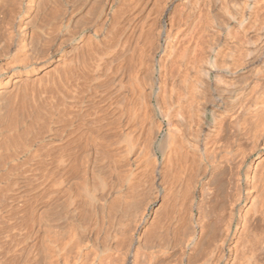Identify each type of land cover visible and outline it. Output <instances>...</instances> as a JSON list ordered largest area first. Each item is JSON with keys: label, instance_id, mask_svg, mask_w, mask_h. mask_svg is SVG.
<instances>
[{"label": "bare ground", "instance_id": "obj_1", "mask_svg": "<svg viewBox=\"0 0 264 264\" xmlns=\"http://www.w3.org/2000/svg\"><path fill=\"white\" fill-rule=\"evenodd\" d=\"M223 4L233 10L228 13L229 22L220 25L229 29L230 23H236L247 44L234 46L235 52L240 53L234 62L221 55V45L214 42L216 26L210 21V14L216 18V11ZM125 7H118V11L114 8L112 14L116 19L110 15L116 25L112 37L107 28L109 0H0V140L12 135L20 118L31 119L30 123L32 118L38 121L43 113L41 104L46 100L44 94L51 98L50 93L58 91L55 88L70 93L72 102L65 101L66 104L60 99V104L54 94L56 100L51 98L48 102L54 100L57 105L54 102V111L50 107L43 117L53 118L54 122L55 118L72 116L79 123L84 122L87 131L83 132L85 136L81 133L80 138L85 140L78 143L83 142L78 148L80 152L70 146L74 152L70 153L72 149L66 148L70 158L66 145H60V155L53 151L58 156L55 161H60L59 167L65 171L68 167L66 172H70L69 178L63 171L65 178L56 176L62 182L55 177L54 182L61 183L59 186L56 182L59 190L53 181L54 185L49 182L54 171L48 172L49 160L43 157L46 155L41 154L44 160L39 158L40 154L35 157L43 172L42 183L48 174L51 177L44 178V185L49 182L63 194L56 196L55 191L54 197L59 199L42 201L41 209L36 206L30 210H39L38 215H33L39 218L36 230L40 235L33 233L41 236L36 244H41L42 255L35 264H58L68 249L75 254L72 264H264V75L256 71L264 46L250 36L261 18L264 0H181L182 11L175 19L177 26L172 22L176 32H169L163 49L158 43L162 33L157 35L156 47L151 52L154 64L144 75L139 67H133L124 74L128 82L118 84V72L121 76L123 71L122 57L134 43L138 46L139 40L134 18V22L122 19ZM120 36L126 40L117 44L119 48L123 44V49L113 47L115 52L111 50L112 42ZM244 69L254 76L252 82H248L251 77L245 73L241 78L243 86L231 94L234 99L225 98L218 105L210 94L212 83L223 82L230 76L236 78ZM101 88L104 105L99 104L97 114L102 117L93 111L97 118L91 119L92 101ZM55 106L63 110L55 112ZM76 107L85 110L75 114ZM83 118L87 121L82 122ZM26 123L29 122L23 128ZM18 129L17 135L23 132ZM96 132L103 133L101 141ZM95 147L98 150H93ZM56 149L59 150L57 145ZM93 151H99L103 164L92 162L96 158ZM75 152L79 155L74 156ZM63 183L67 185L62 186ZM158 196L166 203L167 214L157 221L165 222H156L155 230L145 228L142 233L140 228L146 223L148 209ZM101 213L110 223L109 227L104 223L109 229L103 236L90 228L95 220L101 221ZM32 218L27 225L34 223ZM88 219L94 221L85 228L83 222ZM32 225L29 231H33ZM94 225L101 226V222ZM96 232L103 238L101 241ZM31 239L34 238H27ZM22 240L20 248L24 246L21 247ZM63 241L62 252L58 244ZM31 244L35 247V243ZM66 258L60 263L64 259L70 262ZM23 261L30 262L24 257Z\"/></svg>", "mask_w": 264, "mask_h": 264}, {"label": "rangeland", "instance_id": "obj_2", "mask_svg": "<svg viewBox=\"0 0 264 264\" xmlns=\"http://www.w3.org/2000/svg\"><path fill=\"white\" fill-rule=\"evenodd\" d=\"M117 1V2H116ZM109 0V8H111V11H109L110 9L108 8V13H109V17H110V15L113 17V18H115L116 19V17L115 16H113V11L115 12V9L117 10V9H121V6L123 7V5H126V7L125 8H123L122 10H123V12H125L124 14L122 13V11H121V14H122V17H124V18H122V19H125L124 20V22L126 21H133V18H134V20H135V23H137L138 24V32H137V37H138V39L139 40H136V41H138V43H137V45L139 46H136V43H134L135 44V46H133L132 47V49L131 50H129L128 51V53H126L125 55H123V57H122V59H123V61H124V63H123V71H121L122 73H121V76L119 75L120 74V71L118 72V75H117V77H118V80H117V83L119 84V82L120 83H122V84H126L127 82H128V79L126 78V76L124 75L125 73H126V71L128 72L129 70H131L133 67H139V69L141 70V72L143 73V75L144 74H146V72H147V69L151 66V65H153L154 64V62H152V61H154V57H153V53H151V52H153V49L156 47V44H157V35L159 34V32H160V34L162 33V35H161V37H159V41H158V43H159V45L160 46H162L163 45V47H162V49L164 48V46H165V43H166V38H167V35H169L170 33H171V31L174 33V32H176V27H175V25L177 26V24H178V22H175L178 18V14L179 13H181V0H136L137 2H133V0L131 1V2H133V3H131L129 0V2H127V1H121V2H126L125 4H123V3H121L119 0ZM135 1V0H134ZM110 2H111V4H110ZM115 2H116V4H115ZM140 2V3H139ZM113 3V4H112ZM120 3V4H119ZM130 3V4H129ZM180 3V4H179ZM137 4V5H136ZM114 5V6H113ZM116 5H118V7L116 6ZM120 5V6H119ZM133 5H134V7H135V5L137 6V7H135V9L133 10ZM115 7H117V8H115ZM132 7V8H131ZM115 8V9H114ZM128 8V9H127ZM133 11H132V10ZM139 9V10H138ZM178 10V11H177ZM180 10V11H179ZM232 7H230L228 4L227 5H225V4H223V6H222V8L220 9V10H217L216 11V18L218 19V17H219V23H216V22H218L217 21V19L215 18V14H210V21L211 22H213L214 24H215V30H214V32H213V35H214V39H215V41L214 42H216L217 44H220L221 46H220V52H221V55L224 57V58H226V59H228V60H230V61H232V62H234V60H237L238 59V57H240L239 56V54L240 53H236L235 52V49H234V46L237 48V44H238V46L242 43V45H244L245 44V46H247V44H246V42H245V38L243 37V34L240 32V30L241 29H238V25L236 24V23H233L232 22V24L230 23V28L229 29H227V28H225V26H221V25H223L222 23H224V22H229V15L230 14H228V13H230V11L232 12ZM118 11V10H117ZM127 11H128V13H127ZM175 13H177V14H175ZM137 15V16H136ZM177 15V16H176ZM261 16V20L259 19L256 23H255V25H254V28H253V30H252V32H251V34H250V36H254V39H259V41H258V43L259 44H261V46L263 45L264 46V8H263V10H261V14H260ZM142 16V17H141ZM148 16V17H147ZM175 16V17H174ZM112 17H110V20L107 22V28H108V33L110 32V34L112 35V33H114L115 31V28H113V27H115L116 25H115V23L113 22V18ZM133 17V18H132ZM137 17H138V20H137ZM145 17V18H144ZM173 17V19L171 20V18ZM111 18H112V21H111ZM127 18V19H126ZM130 18V19H129ZM136 18V19H135ZM177 18V19H176ZM114 19V20H115ZM142 19H144V20H142ZM147 19V21H145ZM176 19V20H175ZM173 20H174V22L176 23H174L173 22ZM137 21V22H136ZM221 21V22H220ZM112 22L114 23V24H112ZM134 22V21H133ZM144 22V23H143ZM172 22L175 24H172ZM220 23H221V25H220ZM174 25V26H173ZM150 26V27H149ZM143 27V28H142ZM113 29V30H112ZM154 30V31H153ZM162 30V31H161ZM113 31V32H112ZM152 32V33H151ZM170 32V33H169ZM157 33V34H156ZM109 35V34H108ZM110 35V36H111ZM156 35V36H155ZM174 35V34H173ZM152 36V37H151ZM172 36V35H171ZM112 37H114V34L112 35ZM112 37H110V38H112ZM124 36H120L119 38L117 37V38H115V40H113V42L112 43H114V46H111V47H109V49L111 48V50H113L114 49V51L115 52H117V50H120V49H123V44H124V41L126 40V38H123ZM137 37H136V39H137ZM140 37V38H139ZM144 37V38H143ZM146 37H147V39H146ZM163 37V38H162ZM152 38H154V39H152ZM116 39H118V40H116ZM121 39H123V44H122V48L120 47H118L119 45H117V44H121V42H122V40ZM125 39V40H124ZM213 39V38H212ZM119 40H121L120 42H119ZM147 40V41H146ZM151 42V43H153V44H150L149 42ZM118 42V43H117ZM149 43V44H148ZM162 45H161V44ZM148 44V45H147ZM113 45V44H112ZM116 45V46H115ZM145 45V46H144ZM113 47H115L117 50H115V48H113ZM144 47V48H143ZM139 48V49H138ZM150 48V49H149ZM146 49V50H145ZM136 50V51H135ZM114 51H110L111 52V54H112V52H114ZM133 51V52H132ZM143 51V52H142ZM109 52V53H110ZM114 52V53H115ZM133 53V54H132ZM142 55H141V54ZM130 54H131V56H130ZM152 54V55H151ZM162 54V51L160 52V53H158V55H161ZM127 55V56H126ZM138 55V56H137ZM157 55V54H156ZM143 56V57H142ZM147 56V57H146ZM138 57V58H137ZM142 57V58H141ZM145 57V58H144ZM260 61H258V62H261L258 66H257V69H256V71L257 70H259V71H261V72H259V74H261V75H264L263 73H264V47H263V50H262V54L260 55ZM139 58H141L144 62H142V60H140ZM156 58V57H155ZM125 59H126V61H125ZM132 59V60H131ZM138 60V61H137ZM139 62V63H138ZM133 64V65H131V64ZM142 64V65H141ZM145 66V67H144ZM143 68V69H142ZM125 69H127V70H125ZM243 73V75L241 74L240 76H236V78H231L232 76H230V77H226V79L223 81V82H214V83H212V85L210 86V89H211V91H210V94L212 95V98L216 101V103H218V105H221L222 103H223V101L224 100H228L229 98H231V94H234V92H236L240 87H242L243 86V84L244 83H242L243 82V79L241 80V78H242V76H245L246 74V76H250L251 77V79H250V77H249V79L251 80V81H248L249 83H251L252 82V78H254V76H251L250 75V72H249V69H244L243 71H242ZM258 72V71H257ZM246 73V74H245ZM248 73H249V75H248ZM120 78V79H119ZM124 78H125V80H124ZM240 78V79H239ZM248 78V77H247ZM248 79V80H249ZM124 80V81H123ZM127 80V81H126ZM218 86V87H217ZM56 89V91L58 90H60V89H62V88H60V89H58V88H55ZM101 90V91H100ZM58 91L57 92H53L54 94H55V98L57 99L58 98V100L57 101H59L60 99H62V100H64V102L65 101H67L69 104H70V101L72 102V100L69 98L70 96H71V94L70 93H67V94H65V92H64V90L62 89L59 93H58ZM66 91V90H65ZM104 88H101V89H99L97 92L98 93H95V95H94V97H96V98H94L95 100H93L92 102H93V106H92V109H94L95 108V110H92L91 109V113H90V116H92V118L91 119H95V118H97L96 116L98 115L97 114V112H98V109H100L99 108V104H100V106H102V105H104V104H102V103H104L103 102V98H102V96L104 95ZM95 92V91H94ZM101 95H100V94ZM54 94H51L50 93V95H51V98H53L54 100H56L53 96H54ZM94 94V93H93ZM47 95L48 94H46V96H45V94H44V97H46L45 99L43 98V100H45V101H49V99H51L50 97H49V95H48V97H47ZM60 96H61V98H60ZM100 96V97H99ZM227 96H229V97H227ZM99 98V99H98ZM226 98V99H225ZM42 99V98H41ZM48 99V100H47ZM231 99H234V96L231 98ZM54 100H51V101H53L52 103L51 102H48L49 103V106L47 105V107H46V105L44 104L45 103V101H43L42 102V108L43 109H40L41 110V112H43L40 116L41 117H37V119H39L38 121H36L35 122V118H32V121H31V123H30V120H27V118H26V121L27 122H29V123H26V127L28 126L27 124H31V126L29 125L28 127H29V129L27 128L26 129V127L25 128H23V125L25 124V118H22L24 121H22V119L20 118V124H19V122H17L16 121V125H14L13 127H15L16 126V130L15 131H13L11 134V136H9L10 135V133L9 134H6L5 135V138L6 137H8V138H6V140L4 139V138H2V140H0V211L2 212H0V217L2 218V216H3V219H0V222H2V224L0 223V264H26L24 261H23V257H24V259H25V261L26 262H28V261H30V262H28V264H33V262H34V264H35V262H37V263H39V261L38 260H40V256L42 255V253L40 252L41 251V244L39 245V244H36V242H37V240L38 241H40L41 240V236L39 237L38 236V234L40 235V233H38L37 232V220H39V218H37V216H35V215H33L34 213L36 214V215H38V209L40 208H42V206L44 205V203L42 202V201H45V200H47L48 202H52L51 200H53V201H55L56 199H59L60 197H54V192L55 191H58L59 189H60V187H58V185L59 184H61L60 182L58 183L57 181V183H58V185L56 184V182H54V179H55V177L56 176H61L62 175V177H64V176H66V174H67V176L68 177H66V178H69V173H67L66 171H68L69 170V168L67 167L66 168V171H65V169L64 170H62L60 167H59V160L56 162L55 160H56V158L58 157L57 155H56V153H58V155H60L59 153H60V149L59 148H61V147H65V145H66V147H65V149L67 148V147H69L68 149L70 150V149H72L70 146H72L73 147V149L74 148H76V151H78V152H80L79 150H81V149H78L79 147H80V145L84 142V138H80V137H82V136H85V134H86V129H85V127H83V121H87V120H85L86 118H83L82 119V122L83 123H79L78 121H79V119L78 120H76V119H73V117L72 116H70V118H66V119H57V118H55L54 119V122H53V118L52 119H49V117H43V115L45 114V112H47V111H50V107H51V109H53L54 108V105H55V103L57 102H55ZM99 100H101V101H99ZM46 102V103H47ZM55 102V103H54ZM60 102V104H63L62 102H61V100L59 101ZM67 102H65L66 104H67ZM96 102V103H95ZM99 102V103H98ZM31 103H33V100H32V102ZM47 103V104H48ZM50 103H51V105H50ZM95 103V104H94ZM35 104H38V102L37 103H34V105ZM44 104V105H43ZM52 105H53V108H52ZM56 105H57V103H56ZM95 105H96V107H95ZM47 108V109H45V108ZM56 107V106H55ZM58 107V106H57ZM55 108V112H58L57 110H60L61 109V107H64L63 105H61V107L59 108ZM37 108V107H36ZM75 109H76V111H75ZM80 110V107L78 108V107H76V108H74L73 110H74V112H75V114H79V113H81V111H83V110H85V109H82L81 111H79ZM61 110H63V108L61 109ZM78 110V111H77ZM52 111H54V109L52 110ZM95 112V114H97V115H95L94 114V112ZM74 112H73V114H74ZM85 112L86 111H84V114H85ZM83 113V112H82ZM92 114V115H91ZM93 114H94V116L95 117H93ZM99 115L101 116V114L99 113ZM98 115V116H99ZM69 117V116H68ZM72 117V118H71ZM102 117V116H101ZM89 118V119H90ZM29 119V118H28ZM33 119H34V122H33ZM42 119V120H41ZM71 119V120H70ZM90 119V120H91ZM43 120H44V123H43ZM51 120V121H50ZM60 120V121H59ZM65 120V121H64ZM72 120H74V121H72ZM81 120V119H80ZM21 121L24 123V124H22L21 125ZM33 122V123H32ZM51 122V123H50ZM69 122V123H68ZM74 122H75V124H74ZM78 122V123H77ZM50 123V124H49ZM86 123V122H85ZM14 124H15V121H14ZM19 124V125H18ZM67 124V125H66ZM72 124V125H71ZM78 124V125H77ZM39 125V126H38ZM71 125V126H70ZM81 125V127H83V128H81V127H79ZM23 128V129H21V127ZM73 126V127H72ZM17 127L18 128H20V129H18V132H21L22 130H23V132H21V133H18V135H17ZM79 127V128H78ZM66 128V129H65ZM63 129H65V131L64 132H62L63 131ZM75 131H74V130ZM85 129V130H84ZM27 130V131H26ZM70 131V132H69ZM82 131V132H81ZM60 132H62L64 135H61L60 134ZM83 132H85V134L83 133ZM13 133H14V135H13ZM16 133V134H15ZM81 133H83V135L81 134ZM97 133V132H96ZM70 134V135H69ZM98 135H99V137L97 136V140L99 141H101L102 139H101V135L103 134L102 132L99 134V133H97ZM96 134V135H97ZM66 135V136H65ZM82 135V136H81ZM95 135V134H94ZM95 135V136H96ZM58 136V137H57ZM61 136H63L62 137V139H61ZM77 136V137H76ZM94 136V137H95ZM55 137H57V138H55ZM74 137V138H73ZM71 138V139H70ZM61 139V140H60ZM74 139V140H73ZM79 139V140H78ZM80 139H82L81 141H83V142H81V144H78V143H80ZM58 140H59V142H58ZM71 141V142H70ZM76 141V142H75ZM54 142V143H53ZM58 142V143H57ZM62 142H64V143H61ZM71 143V144H69V143ZM45 143V144H44ZM57 143V144H56ZM60 143V144H59ZM44 144V145H43ZM49 144V145H48ZM79 146H78V145ZM56 145H57V148L59 149V150H57L56 149ZM59 145V146H58ZM60 145H61V147H60ZM41 146V147H40ZM47 146V147H46ZM76 146H78V147H76ZM82 146V145H81ZM39 148V149H38ZM81 148V147H80ZM36 149V150H35ZM41 149V150H40ZM68 149H66V153L68 154V156H69V158H70V154H69V151H67ZM73 149H72V152H71V150H70V153H74L73 152ZM95 149H97L98 150V148H94L93 150H95ZM44 150V151H43ZM52 151V153H50V155L48 154L49 152H51ZM56 150V151H55ZM96 150V151H97ZM38 151V152H37ZM53 151H55V152H53ZM58 151V152H57ZM100 151H101V149H100ZM11 152V153H10ZM36 152V153H35ZM78 152H75V155L74 156H76L77 154L79 155V153ZM94 152L95 151H93V157H96V158H93V160H92V162H96V163H100L101 161H102V155L100 156V154H99V151L98 152H95V154H94ZM102 152V151H101ZM100 152V153H101ZM47 153V154H46ZM54 153H55V155H54ZM35 154H37V156H35ZM38 154H40V156L38 155ZM41 154H42V156L45 154L46 155V157L45 156H43L47 161L49 160V166H47V168L49 169L48 170V172L50 171L51 173H52V171H54V172H56V175H55V173L53 172L52 174H50V175H53V177H52V179H51V181H49V182H51L52 183V181H53V183L54 184H56L55 186H57L58 188V190L57 189H55L54 190V188H52L53 186H51L52 184H50L48 181V183H47V185L45 184L44 185V183H46V181H44V178L45 177H47V179L49 180V178L48 177H51V176H49L48 174L45 176L44 175V178H43V183H42V178L40 179V175L42 174V176L41 177H43V172H42V170L39 168V166H38V159L37 158H35V157H38L39 156V158L40 159H42V157H41ZM99 154V155H98ZM5 155V156H4ZM12 155V156H11ZM104 155V154H103ZM11 156V157H10ZM50 156V157H49ZM54 156V160H53V157ZM67 156V157H68ZM97 156H99L98 157V159H97ZM6 157V158H5ZM44 158L42 159V160H44ZM48 158H52V160L51 159H48ZM58 159V158H57ZM60 159V158H59ZM94 159L95 160H97V161H94ZM46 160H45V164L47 163L46 162ZM100 160V161H99ZM103 160H104V158H103ZM54 161H55V163H54ZM10 162V163H9ZM37 162V163H36ZM53 163H54V166H53ZM56 163H57V165H56ZM20 164H22V165H20ZM52 164V168L50 167V165ZM100 164H103V161L100 163ZM57 166V167H56ZM7 167V168H6ZM12 167V168H11ZM56 167V168H55ZM39 168V169H38ZM54 168V169H53ZM57 168H59V169H57ZM15 169H18V170H16L15 171ZM55 169H56V171H55ZM40 171H41V173H40ZM65 172L66 174H64L63 172ZM61 172V173H60ZM63 174H64V176H63ZM11 175V176H10ZM3 176H4V178H3ZM14 176V177H13ZM2 178V179H1ZM56 178H58V177H56ZM65 178V177H64ZM63 178V179H64ZM16 179V180H15ZM59 179H61L60 177L57 179L58 181H61L62 182V179L61 180H59ZM12 180V181H11ZM41 180V181H40ZM46 180V179H45ZM56 180V179H55ZM17 181V182H16ZM22 182V183H21ZM68 182H69V180H68ZM67 182V184H69ZM19 184V185H21V186H19V185H17V184ZM26 183V184H25ZM43 185H42V184ZM24 184V185H23ZM53 184V185H54ZM67 184H62V186L63 185H67ZM10 185V186H9ZM27 185V186H26ZM49 186H50V188H49ZM60 186V185H59ZM1 187H4V188H1ZM13 187V188H12ZM8 188V189H7ZM56 188V187H55ZM47 189V191H45ZM49 189V190H48ZM8 191V192H7ZM24 191V192H23ZM10 192V193H9ZM44 192H48L47 194L46 193H44ZM60 191H58V194L56 195V196H60L61 194H62V192H60ZM147 192H148V190H147ZM23 193V194H22ZM60 194V195H59ZM145 196L147 195V193L145 192V193H143ZM20 195V196H19ZM21 195L23 196V197H21ZM45 195H47L46 197H45ZM63 195V194H62ZM144 195H142V198H145V196ZM15 196V197H14ZM144 196V197H143ZM9 197V198H8ZM24 197H26V198H24ZM45 197V198H44ZM62 197V196H61ZM19 198H21V199H24V200H21V199H19ZM56 198V199H55ZM63 199V198H62ZM159 199V200H158ZM161 199V200H160ZM17 200H19V201H17ZM20 201H21V203H20ZM25 202V203H23V202ZM41 201V202H40ZM47 201H45V203L47 202ZM35 202H38V203H35ZM5 203V204H4ZM163 203V204H162ZM20 204V205H19ZM25 205L26 204V206H22V205ZM43 204V205H42ZM7 205V206H6ZM15 207H14V206ZM22 208H21V207ZM37 206V210H33V209H35V207ZM40 206V207H39ZM13 207H14V209H13ZM8 208V209H7ZM31 208H33L32 210V212L30 211L31 210ZM164 208V209H163ZM167 207H166V203H164L163 202V199L162 198H160L159 196H158V198H156L155 199V201H154V204L152 203V205L150 206V208L148 209V215L146 216V223L140 228V231L142 232V233H144L145 231V228H147L148 229V231H151V230H149V228H151V229H154V227L156 228L157 226V224H156V222H161V221H163V222H165V220H160V221H157V218H159L160 219V217L162 218V219H165L166 217H164V216H166L165 214H167ZM10 210V211H9ZM166 210V211H165ZM7 211V212H6ZM13 211L15 212L14 214H13ZM34 211H36V212H34ZM164 211V212H163ZM19 212V213H18ZM29 212V213H28ZM7 213V214H6ZM13 214V216H12V214ZM32 213V215L35 217L34 219L31 217L32 215H30ZM157 213V214H156ZM26 214V215H25ZM102 214V213H101ZM100 214V215H101ZM162 216H161V215ZM29 215V216H28ZM103 215V217L105 216L104 214H102ZM9 216V217H8ZM27 216V217H26ZM5 217V218H4ZM14 217V218H13ZM29 217H31L32 218V222H36L35 224L34 223H29L30 225L31 224H33L32 226H33V231H29V228L31 227L30 225H27V223L28 222H30L29 221V219H31V218H29ZM102 216H101V218L99 219V220H101L100 222H101V226L100 225H98V226H100L101 228L100 229H98L99 227L96 225H94L95 223L97 224V223H99L100 224V222H98V220H95V223L94 222H92V221H94V220H90V219H88V220H86V222H90L89 223V225H87V223L84 221L83 223V226H85V228L87 227V228H89L90 227V224H92L93 223V226H91L90 228H93V232L95 233V231H97L100 235H105V231L106 230H108L109 228V218L108 217H104L105 218V220L108 218V220H104V218H103ZM164 217V218H163ZM20 218V219H19ZM24 218V219H23ZM29 218V219H28ZM155 218V219H154ZM2 220V221H1ZM4 220V221H3ZM6 220H8V221H6ZM35 220V221H34ZM156 220V221H155ZM8 222V223H6V222ZM25 221V222H24ZM28 221V222H27ZM97 221V222H96ZM103 221V222H102ZM92 222V223H91ZM108 226H106L105 224ZM109 223V224H108ZM156 225H155V224ZM158 223V224H159ZM20 224V225H19ZM148 224V225H147ZM5 227H7V228H4V226ZM59 226L58 227H60V229H61V227L63 228V224L62 223H60V224H58ZM61 225V226H60ZM104 225L106 226V227H104ZM155 225V226H154ZM15 226V229L14 228H12V227H14ZM30 226V227H29ZM36 226V228L34 229V227ZM57 226V225H56ZM95 226V227H94ZM145 226V227H144ZM153 228H152V227ZM27 227H28V231H27ZM98 227V228H97ZM11 228H12V230H11ZM108 228V229H107ZM3 229H5V230H3ZM13 229H14V232H13ZM23 231H21V230ZM26 229V230H25ZM32 229H30V230H32ZM59 229V228H58ZM58 229H56V230H58ZM96 229V230H95ZM103 229V230H102ZM144 229V230H143ZM147 229H146V232H147ZM155 230V229H154ZM20 231V232H19ZM36 231V233H38L37 235H35L36 233H33V232H35ZM60 231H64V230H60ZM144 231V232H143ZM12 233V235H11V233ZM29 232V233H28ZM96 232V237H97V239L99 240V241H101L103 238H101V236L99 235H97L98 233ZM102 234H101V233ZM107 232V231H106ZM19 233V234H18ZM30 233H32L33 234V237H29V234ZM15 234V235H14ZM12 236L13 238H14V241L11 239L12 237H9V236ZM18 237H17V236ZM27 236V237H26ZM37 236H38V239H36L35 240V238H37ZM95 236V235H94ZM95 237V238H96ZM101 239H100V238ZM17 240H16V239ZM27 238H34V239H31L32 241H34V242H31V240L30 241H28L27 240ZM5 239V240H4ZM20 239L22 240V239H25V240H27V241H25V240H22L21 241V243L20 244H22L21 245V247L22 248H20L19 246V241H20ZM3 241H5V242H3ZM10 243V244H8V243ZM24 242V243H23ZM29 242H31V243H35L34 244V246L35 247H33V244H31V243H29ZM13 243V244H12ZM26 243L29 245H26ZM40 243V242H39ZM63 243H65V241H63V242H61V243H59L58 245H59V247H60V250H62V252H63ZM7 244V245H6ZM17 244V245H16ZM32 245V247H31V245ZM61 244H62V246H61ZM5 245V246H4ZM37 245V246H36ZM39 245V246H38ZM20 248H18V247ZM6 247V248H5ZM26 248V249H23V248ZM30 248V250H32V251H30L29 250V248ZM40 247V248H39ZM61 247H63V248H61ZM34 248H38V249H40V250H38V251H36L35 252V254H37L36 256H34L35 254H34V250H36V249H34ZM68 248V247H67ZM67 248H65L66 250H67ZM71 249H72V247H70ZM15 249V250H14ZM21 249L23 250V251H21ZM64 249V250H65ZM8 250V251H7ZM17 250V251H16ZM21 251V252H18V251ZM26 250H28V251H30L31 252V254H30V252H29V254L30 255H28L27 254V252L28 251H26ZM73 250H74V247H73ZM14 251V252H13ZM24 251H26V253L24 254ZM40 252V253H39ZM67 252L68 253H66L65 251L63 252V254L65 255V253H66V255L64 256V255H62L63 257H67L66 258V261H70V262H65V259H64V262H61L60 263V261H62L63 260V257H62V260H60L59 261V263L58 264H68V263H70V264H72L73 263V261H74V257H72V256H75V254L73 255V252L71 251V250H67ZM76 252V251H75ZM74 252V253H75ZM19 253H21V256H19L20 254ZM2 254V255H1ZM9 254V255H8ZM23 254V255H22ZM38 254H39V256H38ZM68 254V255H67ZM69 254H70V256H69ZM72 254V255H71ZM25 255V256H24ZM27 256H29V257H27ZM34 256V257H33ZM70 258H69V257ZM2 257V258H1ZM21 257H22V259H21ZM26 257V258H25ZM33 257V258H32ZM36 257H38V258H36ZM72 257V258H71ZM4 258V259H3ZM28 258V259H27ZM34 258H36V259H34ZM30 259H32V260H30ZM34 260V261H33ZM33 261V262H32ZM3 262V263H2ZM24 262V263H23Z\"/></svg>", "mask_w": 264, "mask_h": 264}]
</instances>
